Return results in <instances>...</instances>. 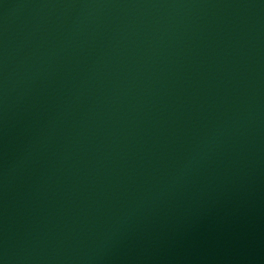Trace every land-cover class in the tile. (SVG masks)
<instances>
[{"label": "water", "instance_id": "95a60500", "mask_svg": "<svg viewBox=\"0 0 264 264\" xmlns=\"http://www.w3.org/2000/svg\"><path fill=\"white\" fill-rule=\"evenodd\" d=\"M264 210V0H0V264H128Z\"/></svg>", "mask_w": 264, "mask_h": 264}]
</instances>
